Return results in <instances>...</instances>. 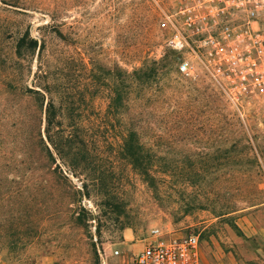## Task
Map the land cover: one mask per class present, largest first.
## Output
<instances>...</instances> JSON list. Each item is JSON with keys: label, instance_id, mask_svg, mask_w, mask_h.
Returning a JSON list of instances; mask_svg holds the SVG:
<instances>
[{"label": "rangeland", "instance_id": "rangeland-1", "mask_svg": "<svg viewBox=\"0 0 264 264\" xmlns=\"http://www.w3.org/2000/svg\"><path fill=\"white\" fill-rule=\"evenodd\" d=\"M182 2L0 0L1 260L131 264L157 229L198 236L201 264H264V101L232 104L190 30L184 50L169 48ZM146 57L168 65L147 103L131 96L151 159L138 170L122 156L125 117L108 105L117 71ZM49 100L89 140L93 163L75 176L40 151Z\"/></svg>", "mask_w": 264, "mask_h": 264}, {"label": "built area", "instance_id": "built-area-1", "mask_svg": "<svg viewBox=\"0 0 264 264\" xmlns=\"http://www.w3.org/2000/svg\"><path fill=\"white\" fill-rule=\"evenodd\" d=\"M182 3L188 6L180 11L183 31L170 38L169 48L184 50L190 37L185 31L190 30L192 37L199 38L197 54L212 77L225 81L226 95L232 104L248 98L264 101V32L259 27L264 0ZM191 69L187 60L180 61L181 73L189 76ZM151 234L154 240L133 256L131 264H201L198 236L163 237L157 229ZM0 264L11 263L0 259Z\"/></svg>", "mask_w": 264, "mask_h": 264}, {"label": "trees", "instance_id": "trees-1", "mask_svg": "<svg viewBox=\"0 0 264 264\" xmlns=\"http://www.w3.org/2000/svg\"><path fill=\"white\" fill-rule=\"evenodd\" d=\"M25 39L20 40L19 47L23 46ZM29 46L36 47L37 41L29 39ZM163 57L160 61L143 58L142 67L134 69L132 72L119 69L114 76L110 86L111 99L108 110L117 115H121L125 120L119 126L121 135L122 156L138 170H146L150 164V156L146 152L145 143L141 140L136 129H142L141 121L139 124L134 122V115L131 116V96L134 91L139 89L142 92L141 99L147 103V92L149 83L156 79L166 68L168 62ZM111 78V73H108ZM32 92V91H31ZM34 94L44 98L39 91H33ZM145 103V104H146ZM143 112L140 113L142 115ZM138 122V121H137ZM81 123L76 119H67L59 113L52 100H49L45 106L44 127L42 133L39 132L40 151L44 158L51 161L59 160L61 164L74 176L78 171L90 169L92 165V156L90 155L89 140L83 135ZM102 185L100 177H96ZM84 195L88 196L87 185L83 184Z\"/></svg>", "mask_w": 264, "mask_h": 264}]
</instances>
